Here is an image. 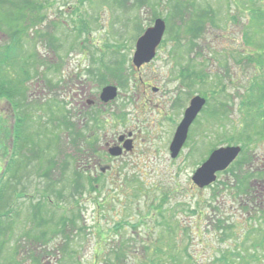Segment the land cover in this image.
<instances>
[{"label": "rangeland", "instance_id": "1", "mask_svg": "<svg viewBox=\"0 0 264 264\" xmlns=\"http://www.w3.org/2000/svg\"><path fill=\"white\" fill-rule=\"evenodd\" d=\"M142 1L1 0L0 44L20 30L16 51L24 56L29 75L19 89L24 87L33 102L26 106L28 136L21 147L22 141L11 138L12 106L0 98V154L6 151L5 141L7 150L12 144L23 156L7 178L8 198L0 204V211H7L12 198L21 195L18 216L15 212L0 224V264H31V256L33 264H113L117 254V264H264V136L250 132L251 142H239L246 151L214 186L201 189L192 182L207 149L236 145L231 140L237 141L251 124L250 118L245 122L247 110L240 102L246 100L253 74L263 73L264 62L256 72L253 64L238 66L236 59L256 50L258 43L264 45V0ZM33 2L47 6L32 16L44 17L38 26H32L26 11ZM157 17L166 20L169 32L158 58L141 72L132 62L136 40ZM247 34H253L246 38L250 49L244 42ZM183 71L192 74L186 73L181 90L176 84ZM202 71L210 77L208 83L196 80L194 73ZM204 78L202 72L198 79ZM142 80L165 87L149 106L155 110L172 104L170 117L154 111L159 119L151 113L140 119L136 104L144 91H138ZM106 85H114L116 94L104 102L100 90ZM177 89L186 96L204 92L210 114L197 122L186 143L184 151L191 156L168 164L164 142L173 134L170 121L185 106L175 98ZM122 107L130 114L120 118L122 126L135 125L143 140L134 154L108 157L101 147L105 137L121 132L114 120ZM149 122L158 132L155 139L146 127ZM91 146L103 160H97L100 154ZM4 156L1 166L8 161ZM21 164L30 169L18 186ZM11 187L20 189L17 196ZM168 188L177 189L175 197L164 193ZM37 192L39 201L27 200L25 193ZM156 207L160 224L148 220L150 234L140 218L152 217ZM155 238L163 240L162 248L150 247ZM125 244L130 247L123 249ZM159 249L162 259L151 263V250Z\"/></svg>", "mask_w": 264, "mask_h": 264}, {"label": "trees", "instance_id": "2", "mask_svg": "<svg viewBox=\"0 0 264 264\" xmlns=\"http://www.w3.org/2000/svg\"><path fill=\"white\" fill-rule=\"evenodd\" d=\"M8 1H10V0H8ZM251 1H253V0H251ZM0 2H1V0H0ZM33 3H34V4H32L33 6L27 8L26 11H28V14L30 15L29 22L32 23V26H38L39 20H41L42 21L41 23H43L44 17L38 20L36 18H32V16L34 14H38L39 12L44 11L45 9H47V6H46V4L40 3V2H36V3L33 2ZM141 3H145L144 0ZM9 13H11V11H8V14ZM12 13H13L12 17L16 18V11H12ZM32 26H31V32L33 30ZM251 31H254V30H251ZM253 34H254V32H253ZM252 35L247 34L246 37L244 35V37H245L244 42L248 46L247 49H250L249 46H251V44L249 45L250 42L246 38H250V37H252ZM7 36L10 37V39L7 41V43L0 44V97H8L9 99H11L12 102L15 103L17 101L15 99V97H18L19 102L22 100L25 101L24 87H23L22 91L19 89V87L21 86L20 80L26 81V78H28L29 73L24 72L26 64H27V62H25V60H24V56L17 54V51H16L17 46H18L17 43L21 39L20 30H17L13 36L12 35L11 36L7 35ZM11 37H12V39H11ZM201 38L202 37H200V39ZM12 46L15 48V50ZM252 46H253V43H252ZM258 46L259 47H256V50H254V51L248 50V53L245 54V56H242L241 58L236 59V61L238 63L237 65L240 66L243 62H248V64L254 65L253 70L256 72L258 69H263L262 67H263V62H264V57H263L264 56V45L262 42H260V43H258ZM226 67H228V64H226ZM249 68H250V66H247L245 68L246 71ZM202 72L205 76V78H204L205 80H199L198 79V77L201 76ZM202 72L196 73L197 81L200 82V84L208 83L209 82L208 81V74L204 71H202ZM261 72H263V73H260L259 75H258V72L256 74L255 73L253 74L252 81H250L251 83L248 86L249 88H247L248 95L246 96V100H243V105L247 109V120L245 122H249V118H250L251 124L247 129L248 130L247 133H246V129L244 130V128H243L244 135L238 134V136H237L238 141L244 140L246 137L247 141L251 142L253 140V137H252V135H250V132L252 134H256L260 138L264 136V70ZM249 73H252V72H247V74H249ZM236 81H238L237 77H236ZM215 93L217 94L218 92L215 90ZM16 106H19L18 102H17ZM248 124H246V125H248ZM255 128H258V130L256 132H254ZM13 163H14V160L12 159L11 161H9L7 167L12 166ZM8 169L9 168L4 167V169H3L4 173L8 172L9 171ZM245 174L247 175L246 172H245ZM248 174L250 175L251 172H248ZM247 177H249V176L247 175ZM1 179L3 180V175L0 177V204L3 203L4 200H6L8 198V197L6 198V193L3 190V186H2L3 181ZM12 201H13V204H11L12 206H11L10 210H8L9 212L8 211L6 212L8 214H10L11 211H14L13 208H14L15 204H14L13 198H12ZM200 216H201L200 220H202L204 218L203 213H200ZM218 220L220 222L222 221L221 219H218ZM193 227H197V226L195 225ZM197 229L200 230V227H198ZM158 241L159 240H156V242H158ZM143 243H145L144 240H143ZM151 244L155 245V240H152ZM152 255H153V253H152ZM30 261L33 263V257L32 256L30 258ZM151 261H153V260H151ZM114 264H116V263H114Z\"/></svg>", "mask_w": 264, "mask_h": 264}, {"label": "water", "instance_id": "3", "mask_svg": "<svg viewBox=\"0 0 264 264\" xmlns=\"http://www.w3.org/2000/svg\"><path fill=\"white\" fill-rule=\"evenodd\" d=\"M164 30V22L158 20L155 27L149 29L145 36L138 41L134 59L137 65H140L144 61H149L153 57L154 50L160 43ZM111 92H114V89L106 88L104 95L109 94V97L112 98L114 94L111 95ZM202 104L203 100L199 98L195 99L193 102L196 109H199ZM190 123L191 119L186 118L179 127L175 140L171 146L173 156H176L180 151L187 137V131ZM239 152L240 147H226L214 151L209 159L196 171L193 176V181L200 187H204L205 185L215 181L216 172L225 170L236 159Z\"/></svg>", "mask_w": 264, "mask_h": 264}, {"label": "flooded vegetation", "instance_id": "4", "mask_svg": "<svg viewBox=\"0 0 264 264\" xmlns=\"http://www.w3.org/2000/svg\"><path fill=\"white\" fill-rule=\"evenodd\" d=\"M150 88L152 90V86H148V88L146 90L143 89L144 90L143 94L142 93L139 94L140 98L138 99V103L136 104L137 105L136 112L138 113V116L140 117L141 120H146L148 118V113H151V115L156 119H159L158 117H160L161 114H163L164 115L163 117H165L166 115H169V111L173 107H175V106L172 107V104H170V103H169L168 109L165 106L162 109L157 107L155 110H153L151 107H149L147 102L149 103L150 99H148L146 102V98L141 100V96H143L148 90H150ZM101 90H102V88H101ZM101 90H100V93H101ZM141 90H142V88L140 87V89H138V91L140 92ZM89 102L90 101H88V103ZM92 102L94 104V102H95L94 98H93ZM104 105L109 106V103H105ZM170 107H172V108H170ZM128 110L129 109L122 107L121 108V117H124V118L129 117L130 114L127 113ZM184 110L185 109L182 110V108L180 109V112L177 116L178 119L173 121V126L181 120V117L184 116ZM154 111H157L160 116H158V115L156 116L154 114L156 112H154ZM118 116H120V115H117V117ZM122 125H123L122 123H120V124L118 123L116 125V129L118 131H121L120 133H116V134H113L109 137H105L106 142L103 145V149L105 150L108 157L125 158L128 155L134 154L136 152L138 145L143 140V138L140 137V133L137 131L135 125H131V126H125V125L122 126ZM155 129H153L152 126H150V133L152 135V138H155L158 136V132L155 131ZM170 137H171V134H169V137H167L166 141L164 142V145L167 144ZM144 139L147 140V138H144ZM127 146H131L132 150H127L126 149ZM111 148L117 149L118 152L120 153V155L119 156L110 155L109 150Z\"/></svg>", "mask_w": 264, "mask_h": 264}]
</instances>
